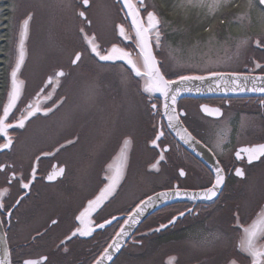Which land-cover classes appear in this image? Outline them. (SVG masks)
Segmentation results:
<instances>
[{"label":"flooded vegetation","instance_id":"af4514ba","mask_svg":"<svg viewBox=\"0 0 264 264\" xmlns=\"http://www.w3.org/2000/svg\"><path fill=\"white\" fill-rule=\"evenodd\" d=\"M79 2L73 0L74 4ZM147 2L160 12L165 21L166 43L174 49L169 32L178 26L174 16H164L158 0ZM60 7L58 0H47L44 27L34 0H26L23 7L16 10L14 37L17 40L23 19L33 14L28 60L21 75L24 80L21 99L33 98L54 73L62 70L66 75L60 78V85L52 97L53 100L65 98L60 108L47 118H34L35 122L30 121L26 129H9L12 146L0 151V167L4 168L0 172V191L8 189L2 198L4 208L0 209V224L6 234L11 264H23L24 259L39 260L40 264H94L103 249L116 238L115 233L129 211L142 199L175 189L191 194L214 182L213 161L209 156L206 155V159L197 157L171 129L165 128V135L153 145L160 125L168 122L151 109L153 101L143 92V82L136 83L139 78L129 75L130 70L124 62H101L86 54L82 62L71 63L74 53L86 47L83 34L79 32L84 25L71 9L61 7L62 18ZM90 8L87 16L92 21V30L101 36L106 46L119 42L121 46L135 48L131 41L119 37L115 29L116 24L124 23L126 29L130 24V18L124 19L120 0H90ZM261 24V30H251V24L249 30L238 35L228 34V38L236 37L231 40L236 45L240 39H264V21ZM217 27L225 29L220 23ZM224 33L225 30L222 38ZM40 47L43 54L37 63ZM242 50L238 58L232 59L237 70H229L264 75L255 67L256 63L264 66V48L252 43ZM156 52L160 50H155L154 54ZM162 55L169 56L167 48ZM165 70L175 78L177 72L171 69V58ZM99 74L111 78L106 87L104 82L98 87L97 80L94 81ZM8 77L9 70L0 82V112L10 89ZM50 89L51 86L45 91ZM261 96H206L177 102V112L184 113V126L205 142L214 140L226 125L227 142L224 154L219 157L225 169L224 183L212 201L175 199L164 204L139 225L111 264H168L172 256L176 257L175 264H228L236 257L241 234L236 226L237 217L241 223L249 224L264 211V164L260 161L248 164L246 156L238 160L235 155L241 148L264 144ZM203 105L221 108L224 115L220 123L203 113ZM158 107L162 113V98ZM125 139L131 144L120 185L83 220L77 219L88 209L89 201L105 187L108 165L115 160ZM4 142L0 137V143ZM46 152L50 154L44 155ZM161 154L163 160H160ZM153 164L157 167L153 168ZM59 168H63L64 173L49 181L47 176ZM236 168L244 171L243 177L236 176ZM181 170L184 176H180ZM20 180L29 187L23 188L17 182ZM189 207L194 214L186 213V218L178 219L175 225L155 231ZM113 216L117 219L112 224H106L103 229L96 227ZM77 228L95 230L91 236L79 233L72 236ZM216 236L221 238L216 239ZM205 239L207 243H202Z\"/></svg>","mask_w":264,"mask_h":264},{"label":"snow or ice","instance_id":"6c2138e0","mask_svg":"<svg viewBox=\"0 0 264 264\" xmlns=\"http://www.w3.org/2000/svg\"><path fill=\"white\" fill-rule=\"evenodd\" d=\"M258 5L264 6V0H256ZM249 7H253V0H248ZM229 0H180L178 7L182 9H207L209 13H214L219 9L228 6ZM60 6L65 9H71L78 18L81 19V23L84 26L79 28V32L83 34V41L86 44L81 50L74 53V59L71 60L73 65L78 62H82V58L87 54L90 58H94L98 61L109 62L115 64L117 61H123L130 70L129 75L134 74L135 78H139L136 83L143 82V92L149 94V98L152 99L150 105L151 109L155 110L160 115L161 119H166L167 124H161V130L156 135V139L153 141V145H156V141L160 140L165 135L164 129H171L175 132L176 136L181 141L187 144L197 157L203 158L208 155L213 161L211 171L215 173L214 182H210V186L202 188L199 192H193L189 194L187 191L179 189L161 191L154 195H149L145 199H142L137 203L128 213L127 219L123 220L119 227V231L115 233L117 238L127 237L129 235V229L138 224L139 217L143 216L148 208H155L161 204H167L172 199H187L190 201H212L217 196L218 191L224 183L225 169L221 167V160L219 157L224 154V145L227 142L228 129L226 125L217 132L216 138L210 142H205L201 138H198L189 128L185 127L186 120H183V112H177L176 102L177 98L182 93H191L193 91L200 92L199 87H193L191 82L199 81L203 84L207 81L210 85L209 90L212 91L211 85L215 84V90H220L227 95L228 92L232 93H259L264 94V75L253 76L251 73L244 74L237 71L229 70L225 65L231 62L233 58H238L242 49L250 47L252 43H255L257 48H264V39L259 38H247L241 40L236 45V50L228 56L227 59L217 61L213 65L208 67L197 69L200 74H184L177 73L175 78L169 75L166 71V63L169 58L174 57L176 49H173L171 45L166 43L167 33L165 31V21L162 18L160 12L156 10V7L149 4L147 0H122L121 10L124 11V19L130 18V24L127 29L124 23L116 24L115 29H118V35L124 41H131L135 45V48H130L128 45L121 46L119 42H111L110 47L105 45L101 36L92 30V21L88 18L87 13L91 11L90 0H80L79 3L74 4L73 0H60ZM235 6V5H233ZM264 14V9L261 10ZM33 20V14L29 13L26 18L23 19L20 28V39L18 45V51L15 59L14 67L11 68L10 78L11 85L7 91V100L0 112V137H3L5 142L0 143V151L10 149L13 143L12 137L9 135V129H26V125L29 122H35V119L41 117H49L50 114H54L60 106L64 103V97H58L53 100V94L60 85V78L65 77L64 71H58L52 76H49L46 82H43V86L35 93V96L31 99L22 100V94L24 91V80L21 79L22 68L25 65L26 50L25 40L28 36L29 25ZM221 25L225 24L224 19H220ZM87 30H86V27ZM114 29V30H115ZM206 31L208 29H205ZM134 33V35H133ZM167 48L169 56L162 55L164 49ZM160 50L156 52L155 50ZM160 56V59H158ZM179 64V61L177 60ZM181 67L184 65L180 64ZM256 68H260L261 72H264V66L260 63L255 64ZM223 85V87H221ZM51 86L49 91H45ZM159 95H156V94ZM163 99V112H160L158 104ZM48 101H52L48 104ZM18 102L21 107L18 108ZM260 103L264 105V95L261 96ZM15 110V112L13 111ZM203 113L208 117H214L215 123H220V118L224 113L221 108H210L207 105L202 106ZM11 117V119H10ZM73 141H69L72 143ZM131 141L125 139L123 146L120 147V152L116 156L112 164L108 165L104 179L107 181L105 187L100 191L99 195L94 200H90L88 209L81 213L77 219L83 220V217L90 212L93 208L99 207L101 203L111 195L116 188L120 185L123 179V170L127 167V149L129 148ZM63 147V145H61ZM59 150V149H57ZM166 151V149H165ZM49 155L50 153H43ZM244 154V155H242ZM238 160H243L247 157V163L252 164L254 161H260L264 164V144H259L255 147L241 148L235 153ZM39 159V157H37ZM164 156L161 154L160 160H163ZM159 161H157V164ZM157 164H153L152 167L156 168ZM4 171V168L0 167V172ZM64 173L63 168L54 170L47 176L49 181L54 180L58 175ZM236 176L243 177L244 171L241 168L235 169ZM33 178L35 177V169H33ZM185 172L180 171V176H184ZM13 179H15V173L13 172ZM25 189L29 187L28 183L23 180L17 181ZM11 183V181H9ZM8 189L5 188L0 191V209L4 208L2 202L3 196L7 193ZM171 193V194H170ZM19 203V201H17ZM187 214H194L193 208L189 207L186 211L181 210L178 215L172 216L168 224H161L160 228L155 231H160L162 228H166L169 225H175L178 219L186 218ZM11 213H9V216ZM117 217L113 216L111 219H107L102 223H98L96 227L103 229L105 225L112 224ZM56 223L55 220L52 221ZM237 228L241 230L239 239V253L235 258L231 259L228 264H264V211L258 213L257 218L249 224H243L237 217ZM94 228L80 229L72 232V236H76L79 233L80 236H91ZM6 235V234H5ZM220 236H216V239H220ZM71 239V237H69ZM6 244L7 241L5 240ZM202 243H207V240ZM121 248L119 239H113L111 243L103 249L102 254L97 258L94 264H103L105 259L111 260L112 254L109 249L114 252H118ZM10 252L7 247L4 248L3 258H0V264H11L9 259ZM46 259V258H44ZM176 257H169L168 264H175ZM23 264H40L39 260L24 259Z\"/></svg>","mask_w":264,"mask_h":264},{"label":"rangeland","instance_id":"374dc122","mask_svg":"<svg viewBox=\"0 0 264 264\" xmlns=\"http://www.w3.org/2000/svg\"><path fill=\"white\" fill-rule=\"evenodd\" d=\"M25 1L26 0H0V82L5 72L9 69L13 56L16 10L22 8ZM58 1L60 4V0ZM167 1L170 3L171 13L174 15L178 25L175 29L169 31L170 39L172 43H174V49H176V52L173 54L175 59L171 58V69L177 73L189 72L200 74L197 72V69H202L215 64L217 61L225 60L235 52L236 44H233V41L236 37L228 38V34L238 35L245 32L249 30L251 24V30L258 31L263 28L261 27V23L264 21V14H262L261 10L264 8L258 5L256 0H253V7H249L248 0H229L228 6L214 13H209L207 9L192 8L185 10L178 7L180 0ZM46 4L47 0H34V6L37 13L40 15L42 27H44V17H46L44 11L47 14V10L45 9ZM60 10L63 18L64 11L61 7ZM225 10L232 11L229 19L225 18L228 17L225 15L227 14L226 12L223 15ZM233 16L238 19L234 20V18H230ZM220 19L225 20V24L221 25V27H225V29L223 28V30H225L223 38L221 37L223 30L217 27ZM193 20L195 21L192 22ZM205 21L206 25L203 26ZM240 22H242V25ZM205 29L208 30L206 31ZM60 40L62 39H59V41ZM241 40L242 39L238 42ZM29 45L30 40L28 46ZM242 53L243 50H241L239 55ZM40 54H43L41 47L38 48L37 51V63L40 62ZM180 64L184 65V67H181ZM225 67L237 70L238 66L235 68L231 60ZM101 75L104 76L101 78ZM110 79L111 78L107 74H99L94 81L97 80L98 87L103 82L106 87L107 84H109L107 80ZM89 95L92 94L90 93Z\"/></svg>","mask_w":264,"mask_h":264},{"label":"water","instance_id":"95a60500","mask_svg":"<svg viewBox=\"0 0 264 264\" xmlns=\"http://www.w3.org/2000/svg\"><path fill=\"white\" fill-rule=\"evenodd\" d=\"M122 3V0H120ZM28 37H29V32H28V36L25 40V50H26V58H25V65L28 59ZM20 39V37H19ZM19 45V42H18ZM17 45V46H18ZM18 51V47L17 50ZM102 62V61H101ZM123 62V61H122ZM15 64V63H14ZM24 65V67H25ZM14 67V66H13ZM24 67L22 68L21 71H23ZM21 78V77H20ZM9 80H10V85H11V78L9 75ZM192 86L195 87H199L201 89L200 92H196L193 91L191 93H182L178 98H177V102L183 98H203L206 96H227V97H237V96H252V95H264V94H259V93H251V92H245V93H232V92H228L227 95H225V93L223 91L220 90H215V84L213 83L211 85V88L213 89L212 91L209 90V83L207 81H205L203 84H201V82L199 81H195V82H191ZM221 87H223V85H221ZM23 95V94H22ZM156 95H159L158 93ZM22 98V97H21ZM176 102V104H177ZM19 103V102H18ZM14 111V110H13ZM183 142V141H182ZM187 145V144H186ZM188 146V145H187ZM206 159V155L203 157ZM171 194V193H170ZM175 200V199H172ZM172 200H170L169 202H171ZM164 204L158 205L155 208H148L144 215L139 217V223L136 224L135 226L131 227L128 231H129V235L127 237H122V238H115V239H119L120 244H121V248L118 252H114L112 249H109V252L112 254V259L111 260H107L105 259L103 261V264H111L112 261L117 257V255L120 253V251L122 250V248L124 247V245L126 244V242L132 237L133 233L135 232V230L139 227V225L152 213H154L155 211H157L159 208H161ZM6 240V235L3 232L2 226L0 224V258H3V253H4V248L7 247L8 245L7 243L5 244L4 241ZM7 241V240H6ZM10 261L11 258L9 257Z\"/></svg>","mask_w":264,"mask_h":264},{"label":"trees","instance_id":"16d2710c","mask_svg":"<svg viewBox=\"0 0 264 264\" xmlns=\"http://www.w3.org/2000/svg\"><path fill=\"white\" fill-rule=\"evenodd\" d=\"M170 2L172 1V0H169ZM158 4L160 5V7H161V10H162V14L165 16V15H168V16H171V15H173L172 13H171V10H170V3L167 1V0H158ZM227 13V14H225L226 16H230V14H231V12L232 11H230V10H228V11H224L223 12V15H224V13ZM174 16V15H173ZM206 20V19H205ZM195 20H193L192 22H194ZM204 25H206V21H205V23L203 24V26ZM6 73V72H5ZM5 79V75L2 77V80H4Z\"/></svg>","mask_w":264,"mask_h":264},{"label":"bare ground","instance_id":"6f19581e","mask_svg":"<svg viewBox=\"0 0 264 264\" xmlns=\"http://www.w3.org/2000/svg\"><path fill=\"white\" fill-rule=\"evenodd\" d=\"M15 52H16V50H14V47H13V54H14V59H13V56H12V59H13V60L16 59L17 52H16V53H15ZM12 64H13V61L11 60L10 67H9V69H8L9 71H11V68L13 67ZM22 72H23V71H22ZM8 80H9V78H8ZM9 82H10V80H9Z\"/></svg>","mask_w":264,"mask_h":264}]
</instances>
